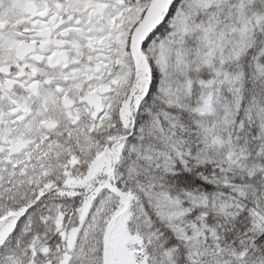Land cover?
<instances>
[{
    "label": "snow or ice",
    "instance_id": "1",
    "mask_svg": "<svg viewBox=\"0 0 264 264\" xmlns=\"http://www.w3.org/2000/svg\"><path fill=\"white\" fill-rule=\"evenodd\" d=\"M0 264H264V0H0Z\"/></svg>",
    "mask_w": 264,
    "mask_h": 264
}]
</instances>
